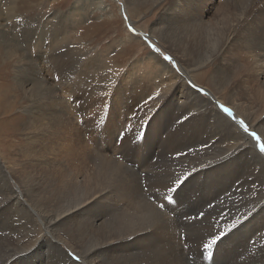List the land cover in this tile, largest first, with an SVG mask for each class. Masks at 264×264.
<instances>
[{"label":"bare ground","instance_id":"6f19581e","mask_svg":"<svg viewBox=\"0 0 264 264\" xmlns=\"http://www.w3.org/2000/svg\"><path fill=\"white\" fill-rule=\"evenodd\" d=\"M124 1V12L128 13L127 5L135 4L138 0ZM232 3L234 9H227L228 6L224 4L221 9L224 13H230L233 18L230 27L224 20L221 23L218 22L217 27L213 28L211 24L205 21L202 14L195 16V19L192 20L190 14L194 11L192 9L194 5L191 0H170L169 6L165 8L160 16V25L170 27L169 29H176L184 37L181 39L176 33L172 45L167 47L169 50H174H172V55L176 58L178 65L181 66L180 71L177 69L178 67H172L168 62L161 60L157 54H151L155 59L154 64L163 74L159 73L161 84L154 83V86L160 91L161 97L151 101L154 105L150 112L157 113L158 122L156 123L158 126L156 129L159 130L162 124L167 121H169L168 126L171 125L170 127L174 128L173 132L167 133L168 136L165 139L163 138L164 140L160 139L159 143L152 149V154H154L152 159L154 157L156 159L157 156L159 158L156 164H153L151 159H147L141 150L131 157L119 156L121 151L117 148L112 151V154L108 151L105 152L107 136L101 139L105 145L104 149L102 151L95 150L93 153L82 134L83 132L77 135L74 128L71 129L70 121L66 120L72 118L71 108L62 106L57 100L55 96L56 87L54 88L55 91H52L53 89L48 88L46 83L43 82L44 80H42L38 68L40 63L38 62V64L36 60L27 58L26 67L23 65L18 67L16 79L20 83V89L25 92V95L28 94L29 97L34 98L35 103L33 100L31 102L35 108L27 107L29 119L22 123L24 125L23 132L27 131V140L30 141L26 144L27 146L23 147L24 153H28V155L20 152L18 159H16V156H11L10 164H6L1 159L3 155H0V197L3 198L0 199V205L7 204V207L0 211V237L4 238L7 243H16L13 246V251L9 252L8 258L5 261L3 260V264H24L25 260L34 253L39 245H44L47 240L53 241L54 238L41 235V237L33 238L35 230L41 229L40 225L49 235L48 237L54 236L55 229H62L64 225L68 226V235L71 238L69 248L71 246L74 254L80 257V262L72 260L68 255L63 257V262H70V264H101L102 261L105 264H129L128 261H131L130 264H182V249L175 239V233L183 230L177 226L180 225L179 222L181 221L184 223L182 218L185 217V213L182 210L186 206L190 208L192 202L189 201L194 198L193 196L197 197L203 193L202 198L207 199L204 201L205 204H208L209 201L212 203L214 197H216L214 193H211L213 188L216 189L218 186L222 188L221 190H226V188L230 190L237 181L243 179L239 187L242 189L243 194L250 193L252 196L256 192L264 197V183L261 184L264 182V172L260 171L264 166V160L259 158L258 152L254 148V142L250 141V138L243 133L238 124L219 112L217 106L223 104V99L196 83V80H198L197 74L200 67L203 66L199 62L207 63L213 60L218 62L216 58L222 56L224 54L222 52L228 49L226 53L228 52L230 56L225 55L226 57L218 58L221 62L216 64V70L213 74L214 83L221 88L228 87V108L234 113L235 120H244L250 130H255L264 137V72L260 71L262 67L259 65L264 62V0H235ZM225 4H228V2ZM4 20L6 25H0V37L3 39H0V41L6 47L7 55L6 53L5 55L11 59L14 56L11 50L13 47L7 44L10 40H4L7 35L4 36L5 32L3 31L8 29L9 20ZM127 21L129 24L131 23V26L133 25V21L130 22L129 19ZM186 28H189L192 32L188 31L189 33H187ZM233 28L236 32L233 31ZM205 29L208 30L206 33L204 32L208 40L215 42L214 44L210 43L213 45V50L214 47H217L216 45L220 47V42L223 43L221 45H224L227 41H230L233 38L231 34L234 32V37L236 36L237 39L233 41L232 45H227V42L225 49L220 50L221 53L218 51L220 56L213 57L210 55L208 57L210 51L208 47L210 46L205 47L206 41L202 42L201 38L203 37L199 38L197 34L202 35V30ZM229 30L230 32L233 31L230 36L227 35ZM166 31L163 28L160 32L163 34ZM241 50L244 53H240ZM177 58H180L184 64H181V61ZM175 64L177 65V63ZM77 66L76 63H65L64 69H62L64 80L69 79L70 74H74L73 71L76 70ZM2 67L3 71L1 73H6L8 65L4 64ZM86 67L84 64L82 69H84L87 76L94 73V70ZM255 70L258 75H256ZM93 77L95 79L96 75ZM260 77L262 81H260ZM66 81L69 82V80ZM86 82L80 80L75 85L82 92L91 94L92 97L93 95L95 97V89H106L107 85L96 84L94 86L93 82L88 84ZM30 85L32 87L28 89ZM192 85H195L196 88H203L205 92L209 93L207 96L209 100L205 97L195 96ZM1 87H4L3 84ZM46 92L50 93L51 97L43 103V99L47 95L49 96ZM175 100L177 105L172 107L171 103H174ZM36 101H40L38 102L40 104ZM158 102L159 104H157ZM165 103V107H162ZM255 105L258 107L256 110L255 107H252ZM174 108L176 109L173 110ZM7 109L11 111L12 107ZM158 109L161 110L157 111ZM188 111L195 113V118L184 122L185 124L178 123L177 121L182 120ZM171 113H173V118L171 116L167 118ZM176 113L178 115L175 117ZM67 125L70 128L65 130ZM5 126L7 125L4 124L0 127ZM86 126V133H88L90 126ZM132 127L137 130L134 126ZM138 129L142 131L143 128ZM32 133H42V136L41 138L34 136L31 139L29 135ZM60 133L64 134L63 137L58 136ZM197 136L198 138L203 136L202 139L205 140H199V143L194 140ZM44 137L47 138L44 139ZM47 139L53 140L54 143H51L52 145L48 144L45 150L44 145L47 143L44 144V141ZM205 141L208 143L207 147L212 146L213 150L211 151L220 152L221 157L235 150V159L224 166H222L220 159L219 163L209 165V162H204L207 160L205 153L188 152L187 148L198 147L200 144L204 145ZM40 143L43 144L44 149L39 146ZM162 146L175 151L181 149L188 154L182 158L180 156L178 159L174 156L166 159V156L163 157ZM102 147L103 144L100 142V148ZM26 149H29V151H26ZM200 158H202L200 163L203 161L204 167L197 161ZM192 160L197 162L195 169H197L199 178L184 190L181 194V201L177 206L176 204L170 206L174 211L165 210L163 214L172 225V234L168 237L151 234L147 231V226L156 219L157 213L160 211L158 204L161 202L166 203L164 200L159 201L163 198L160 197L161 194H167L165 185L172 184L179 175L186 170H191L189 162ZM69 162L72 165L70 163L68 166L71 165L72 168L67 166ZM139 162H143V164L137 165ZM250 168L252 172L248 171ZM63 173L67 176L64 177ZM143 174L147 177L148 182L145 185L146 191L143 190L145 188L141 178ZM206 178L210 180L205 181ZM253 180H255L258 188L257 191L253 187ZM207 183L211 185V191L206 189ZM117 188L120 189L117 194L109 196L107 200L102 199V197ZM235 198L236 196H234L232 205L244 213L253 205L238 203V201L234 202ZM111 199L112 203H109ZM97 200H100L99 204H102L100 209L107 208V213H113L114 217L102 221L104 218V215L101 214L102 211L95 216L92 212L89 215L90 212L88 213V211L98 209ZM202 205L200 203L193 210L196 212L203 209L204 205ZM255 205L256 212L259 213L257 217V226H259V221L264 219V212L261 211V208L264 207V198L263 201L256 202ZM85 208L89 210L85 212ZM219 212L220 209L216 207L211 211V214L216 216ZM174 213H176V217L171 218L170 215ZM225 213L235 215L238 212L226 211ZM238 215H241V213H238ZM72 221H76L78 227ZM28 225L32 229L29 230ZM18 230L21 231L23 238L18 236L20 235ZM11 231L18 232L11 234L12 237H4V235H8L7 232ZM186 231L187 236H191V232ZM197 231L207 237L208 233L215 231V227L210 220H205L199 224ZM248 234L246 232L235 237L225 249H222L220 255H218L222 263L245 264V261L238 257L237 253L244 250V243ZM252 239L256 243L254 245L249 244V248L259 249L264 245V235L258 234L253 236ZM55 240L65 244L60 238H55ZM34 243L39 244L32 248ZM189 243L195 249V244L191 240H189ZM51 244L49 248L56 249L59 246L57 243ZM66 246L64 245V247ZM8 249L6 250L8 251ZM22 254H24L23 258L21 257ZM103 255L105 256L101 257ZM47 256L45 257L47 258ZM97 258L104 260L99 261ZM258 264H264V257L259 258Z\"/></svg>","mask_w":264,"mask_h":264},{"label":"rangeland","instance_id":"374dc122","mask_svg":"<svg viewBox=\"0 0 264 264\" xmlns=\"http://www.w3.org/2000/svg\"><path fill=\"white\" fill-rule=\"evenodd\" d=\"M234 1L235 0H191L194 5V8H192L194 11L190 15L192 20H194L195 16H200L202 14L205 21L211 24L213 28L217 27L218 22L221 23L224 20L230 27V25L233 23V18L230 16V13H228L227 10V13H224L221 9L223 4L228 6L227 9L229 10H231L230 8L234 9L232 6V2ZM169 2L170 0H138L135 2V4L127 5V13L124 12V0H0L1 15L4 13L2 16L0 15V25H6L4 19L9 20V25H7L8 29L6 31L3 30L5 32L4 36L7 35L4 40H10V42L7 44L13 47L11 50L14 54V56L9 59L6 56V47L2 41H0V126H3L4 124L7 125L5 127H0V155H3L1 159L4 160L6 164H10L11 156H16V159H18L20 152L24 153L23 147H25L27 143H30V141L27 140V131L25 133L23 132L24 125L22 123L29 119L28 108H35L32 106L31 102V100L34 101V98L29 97L28 94L25 95V92H22L19 86L20 83L16 79V71L20 65L26 67L27 58H31L36 60L37 63H40H38V68L41 74L40 76L42 77V80H44L43 82L46 83V86L53 89L52 91H55L54 88L56 87L58 92H55V96L60 104L66 108H71L70 114L72 115V118L66 120L70 121L71 124L69 125L71 126V129L74 128V131H76L75 133L77 135L80 134V132H83L82 134L93 150V153L95 150L102 151L104 149L105 145L101 139L106 136L107 145L105 152L108 151L110 154H112V151L116 148L120 149V144L115 140V138L118 132L123 131L126 125L125 122H128L131 124V126H134L136 129H138L141 128L139 122L142 119L155 117L150 127H147V142L141 151L147 159H151V162L156 164L159 158L157 156L156 159L155 157L152 159L154 156V154H152V149L159 143L160 139H165L166 136H168L167 133L173 132L172 130H174V128L172 127V129L170 127L171 125L168 126L169 121H167L162 124L159 130L156 129L158 126L156 123L158 122V116H156L157 113L150 112L154 103L151 102L152 100H150L148 103H145V101L148 100V98L152 96L158 89L154 86V83L156 82L157 85L161 84V75L159 73L163 74V72H160L159 68L154 64L155 59H153L151 54L155 52H152V49L149 48L148 45L152 44L155 45V47H158L160 52L155 54H157L161 60H163V55H169L172 57L173 63L175 62L178 65L176 58L174 55H172L173 49L169 50L167 47L168 45H172L171 43L175 40V36L177 34L181 39L184 37V35H181V32H178L176 29H169L170 27H165L159 23L160 16L165 11V8L169 6ZM226 2H228V4H225ZM127 19H129L130 22L133 21L132 26L131 23L129 24ZM129 28L134 29V32L129 31ZM163 28H165L167 31L166 33L164 32L161 34L160 31ZM189 28H186L187 33H189L188 31L192 32V30ZM216 30L220 31L219 29ZM207 31L208 30L205 29L202 30V35L199 33L197 34L199 38L203 37L201 38L203 40L202 42L206 41L205 47L210 46L208 47V49L210 48L208 57L210 55L213 57L220 56L219 52L220 50L222 51L225 49L226 43L228 42L227 45H232L233 41L237 39L236 36L234 37L236 31L233 28V31H235L234 33L232 30L231 32L230 30L227 31L228 36L233 33L231 34L233 35L231 36L233 38L230 41H227L224 45H221L223 43L220 42L221 48L216 45L217 47H214L215 49L213 50V45L211 44H214L215 42L208 40L206 34H204V32L206 33ZM186 32L185 35L187 34ZM205 36L207 39L204 38ZM0 39L2 38L0 37ZM216 51L219 52L217 53ZM226 51H228V49L222 52L224 53V56L222 55L220 57H228L229 53H226ZM240 53H244L243 50H241ZM218 58H216L218 62L216 60L207 63L201 61L199 62V64L203 66H199L200 71L197 74L198 80H196V83L199 84L200 87L206 88L207 90L215 93L217 97L222 98L223 100H221L223 105H225V107H229L227 103L228 87L221 88L220 86H217L213 79V74L216 70V64L221 62V60ZM177 60L181 61L180 58H177ZM66 62H69V64L76 63L78 66L76 70L73 71L74 74H70V77L67 76L69 79L64 80L62 69H64ZM4 64L8 65L7 72L1 73V71H3L1 68H3L2 66ZM84 64L87 66L86 68L94 70V73L87 76L84 69H82ZM181 64H184L183 61H181ZM259 65L262 67V70L260 71L264 72V62ZM171 66L173 67L172 64ZM180 67L181 66L178 65V68H176L180 71ZM255 73L258 75L256 70ZM94 75H96L95 79L93 77ZM56 76H59L60 78L62 77L60 80L61 83L56 80ZM259 79L262 81L261 77ZM66 80H69V82ZM80 80L87 81V84L89 82H93L92 84L94 86H96V84H107L106 89H95V97L94 95L92 97L91 94L82 92V90L75 85L78 84ZM1 83L4 87H1ZM50 85L55 86L51 87ZM31 87L32 85H30L28 89ZM46 94H49V96L47 95L45 99H43V103L47 101V98L51 97L50 93L46 92ZM205 98L209 100L208 97ZM67 100H70V104ZM157 104H159V102ZM176 105V100L174 103H171L172 107H175ZM9 107H12L11 111L7 109ZM252 107H255V110L258 109L256 105ZM175 109L176 108L173 110ZM75 113L80 114L75 115ZM171 114H169L167 118L170 116L173 118V113ZM177 115L178 113H176L175 117ZM133 117L135 118L133 119ZM81 119H83V125L80 124ZM69 125L65 127V130L70 128ZM86 125L90 126L88 133H86ZM102 129L103 131H101ZM143 130L145 129L143 128L142 131ZM63 135L64 134L60 133L58 136L63 137ZM127 135L128 134H126V136ZM34 136L41 138L42 133H32L29 135L31 139ZM45 138L47 137H44V139ZM195 138L196 139L194 140L199 143L200 141L205 140L202 139L203 136L202 138H198V136ZM100 142L103 144L102 148H100ZM42 143L38 145L42 147ZM51 143H54L51 139L44 141V144H46L44 145L45 150L47 145ZM211 147L212 146L205 147L204 145L200 144L198 147L193 146L187 148V150L190 152L191 149L190 153H205L207 155V160L204 162H209L210 160L208 159L212 158L211 161H213V164L211 165H215L216 163H219V159L221 160V155L220 152L211 151L213 150ZM42 149L44 148L42 147ZM161 150L164 152V154L167 152L165 155L163 154V157L166 156V159L171 158V156L176 157L177 153L183 152L181 149L175 151L163 146ZM26 151H29V149H26ZM184 153H186V155L188 154L186 151H184ZM24 154L28 155V153ZM186 155L180 156L182 158ZM119 156H121V154ZM215 158H217L218 161ZM200 160H202V158L197 161L200 163ZM201 162L204 163L203 161ZM70 163L71 162L67 163V166ZM196 163L197 162H194L193 160L189 162L192 169L196 167ZM202 163H200V165H203ZM139 164L142 165L143 162L137 163V165ZM71 165L68 167L72 168ZM147 165L148 164H146V166ZM249 170L252 172L251 168L248 169V171ZM63 174L64 177L67 176V174ZM141 178L143 181V186L146 188L145 185L148 183L147 177H145L143 174L141 175ZM207 180L210 179L206 178L205 181ZM242 180L243 179L237 181L233 188H230V190H227V188L226 190H221L222 188L218 186L216 189L213 188L211 193H214L216 197H214L215 199L212 204L216 205L220 210L223 209L224 212L230 211L232 213L238 212L244 214L242 210H239L237 207L232 205L234 196H236L234 202L238 201V203L243 204L251 205L255 204L256 202L258 203L263 201L264 197L256 192L252 196L250 193L243 194L241 192L242 189L239 188ZM206 189H210L209 191H211V185L209 183L206 184ZM236 189L238 190L236 191ZM254 189L256 191L258 190L257 187H254ZM164 195L165 194H161L160 197L162 198ZM202 195L200 194L197 197L193 196L194 198L190 199L189 201L192 202L190 208L186 206V208L182 211L184 213H195L193 209L200 203L204 205H202L204 210L212 211L207 209V204L204 202L207 199H203ZM159 201H163V199H160ZM109 203H112V199ZM101 206L102 204H98L97 210L88 211V213L90 212L89 215L93 213L95 216L98 212L100 213L102 211L101 214L104 215L102 221H107L109 220L107 218L114 217L113 213H107V208L105 209L103 207L101 210ZM238 213L235 215H238ZM175 215L176 213L171 214L170 217L174 218L176 217ZM182 219L185 222V217ZM75 222L76 221H72V223L78 227ZM179 224L182 225L183 221L179 222ZM40 226L41 229L35 230L36 237L33 236L34 239L41 236L54 239L52 242L47 240L44 245H39L34 253L25 260L24 264H70V262H63V257L67 255L66 252L74 254V252L71 250V246L69 248L71 238L68 235V226L64 225V227L62 226V229H55L54 236L52 237H48L49 235H47L43 230L42 225ZM28 228L29 230L32 229L29 227V225ZM18 231L7 232L8 235H4V237H12L11 234L17 233ZM183 231L185 235L188 234L186 233V229H183L181 232ZM20 232L21 231H19L18 234ZM18 236H21V233ZM18 236L15 237L17 238ZM21 238L23 237L21 236ZM55 238H60V240L65 242V244L56 242ZM10 243L11 242L7 243L4 238L0 237V264H3L5 259H7L9 256V252L13 251V246H15L16 243ZM51 243H57L59 246L56 249L53 247L49 248L52 245ZM66 243L68 246H66ZM38 244L39 243L32 244V248L36 247ZM64 245L66 247H64ZM61 247L63 248L61 249ZM6 249H8V251ZM55 255L56 257H59L56 258ZM45 256H47V258ZM104 256L105 255L101 257ZM21 257L23 258L24 254H22ZM216 261L217 264H224L219 259V256L216 257ZM78 262H80V259ZM128 262L129 264L131 263V261ZM101 264H105V262L102 261ZM197 264H212V262L209 260H198Z\"/></svg>","mask_w":264,"mask_h":264},{"label":"snow or ice","instance_id":"6c2138e0","mask_svg":"<svg viewBox=\"0 0 264 264\" xmlns=\"http://www.w3.org/2000/svg\"><path fill=\"white\" fill-rule=\"evenodd\" d=\"M129 31L134 32V29L129 28ZM149 48L152 52L159 53L160 50L155 47V45L149 44ZM163 60L172 64L173 67H178L173 63L172 57L169 55H163ZM26 71V70H24ZM56 80L59 82L60 77L56 76ZM194 89V95L197 97H207L209 93L205 92L203 88H196L192 85ZM161 97L160 91H156L152 96L145 101L148 103L150 100H155ZM167 103V102H166ZM166 103L162 105L165 107ZM219 112L223 113L226 117L230 118L235 124L239 125V128L250 138L251 142H254V148L258 152V156L261 160H264V137L257 133L255 130H250L248 124L244 120H235L234 113L228 107L223 104L218 106ZM161 109H158L159 111ZM196 114L188 111L186 115L183 116V120H178V123H184L195 118ZM135 117H133L134 119ZM155 117H148L142 119L139 124L141 128L145 130L141 131L139 129L133 130L131 124L126 122L123 131L118 132L115 138L120 144L121 155L131 157L135 156L147 142V127H150L151 123L154 121ZM83 119H81L80 124L83 125ZM231 125L229 126V130ZM103 131V129L101 130ZM126 134H128L126 136ZM204 146L207 147V141L204 142ZM191 151V149H190ZM235 152V150H234ZM234 152L228 153L226 156L221 157L222 166L229 164L235 159ZM180 155H186L184 152H180L176 155V159ZM213 164V161H209V165ZM204 167V166H202ZM264 172V166L260 169ZM251 175V173H249ZM197 169L193 168L191 170H186L183 174L179 175L178 178L174 180L172 184L165 185L167 189V194L163 196V200L166 203L161 202L158 204L159 213H157L156 219L147 226V231L153 235H162L168 237L172 234V225L164 217L165 210L174 211L170 206L173 204H179L181 201V194L188 187L189 184L194 183L198 179ZM139 182V181H138ZM264 183V182H262ZM253 187H256L255 180H253ZM143 190H147L143 188ZM120 191L119 188L114 189L113 192L108 193L102 199L107 200L109 196L115 195ZM174 194V195H173ZM0 199H3L0 197ZM100 200L96 201L99 204ZM223 203V202H222ZM7 204L0 205V211H2ZM95 207V205H93ZM217 206L212 204L210 201L207 204V209L214 210ZM89 209L85 208L84 211L87 212ZM264 212V207L261 208ZM185 222L182 225H178V228H183L191 232V236L185 235L183 232H176L175 239L179 242L182 249V264H197L198 260H209L212 264H217L216 257L220 254L222 249H225L232 240L243 234L249 233L245 239L244 250L237 253V256L245 261V264H258V260L264 257V245L259 249L249 248V244L254 245L255 240L252 239L256 235H264V219L259 221V226H257V217L259 213L256 212V205L253 204L252 207L244 214L234 215L230 213H225L223 209L216 216H212L211 211L208 210H198L195 213H185ZM205 220H210L211 224L215 227L214 232L207 234V237L201 235L197 229L199 224ZM191 240L195 244V249L192 248V244L189 243ZM72 260L78 261L79 256L73 253H66Z\"/></svg>","mask_w":264,"mask_h":264}]
</instances>
